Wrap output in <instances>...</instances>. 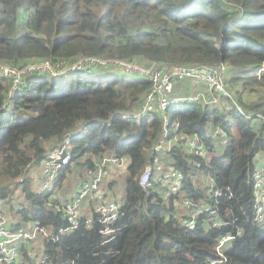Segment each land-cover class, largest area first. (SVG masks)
Listing matches in <instances>:
<instances>
[{
  "label": "trees",
  "instance_id": "16d2710c",
  "mask_svg": "<svg viewBox=\"0 0 264 264\" xmlns=\"http://www.w3.org/2000/svg\"><path fill=\"white\" fill-rule=\"evenodd\" d=\"M49 56L70 62L85 56L134 60L144 66L223 63L236 103L249 113L264 111V75L256 76L264 61V0H0V61L21 66ZM89 69L108 76L96 80L85 75ZM115 70L81 68L59 84H48L49 74L25 76L12 93L8 78L0 75V202L10 210L0 209L10 212L12 226L39 221L54 234L66 226L50 204L51 192L39 193L26 168L41 164L53 146L71 136V160L60 168L54 190L73 161L86 170L102 156L125 158L126 168L119 173L123 186L115 190L113 179L106 189V196L123 194L114 224L120 232L107 240L90 209V225L82 216L76 228L57 240L32 242L50 255V264H264V224L254 220L251 180L253 158L264 154V126L252 127L235 105L209 108L186 101L171 106V120L177 119L183 132H197L208 149L199 169L178 147L167 157L183 171L182 192L209 205L189 229L187 210L176 205L180 192L166 194L167 184L155 181L144 189L138 181L161 120L154 113H125L150 83L122 71L115 76ZM80 122L82 130L71 135ZM216 127L227 133L218 152L211 142ZM206 175L231 196L213 197L201 186ZM17 190L23 199L13 209ZM214 220L221 222L214 225ZM229 233L234 238L218 255V239ZM29 247L21 246V262L2 264L33 262Z\"/></svg>",
  "mask_w": 264,
  "mask_h": 264
},
{
  "label": "built area",
  "instance_id": "2783aa9c",
  "mask_svg": "<svg viewBox=\"0 0 264 264\" xmlns=\"http://www.w3.org/2000/svg\"><path fill=\"white\" fill-rule=\"evenodd\" d=\"M201 66L210 67L213 70V74L201 72ZM87 67L121 69L125 74L142 77L149 81L150 85L139 100L138 110L134 112L133 116L137 117L144 113L157 114L161 120V128L156 141L151 147L149 157L138 176V181L144 189L152 181H155L167 184L166 194L180 192L176 205L178 208L187 210L189 217L185 221V224L191 229L195 224L197 215L203 211H208L209 205L205 203L200 205L193 198L182 192L183 171L179 167L173 166L166 159V156H169V152L173 147H178L186 156H189L187 161L189 163L192 162L199 169L201 167V160L207 158L208 149L197 132L187 133L180 130L178 120H171V113L168 115V109L175 103L186 101L218 106L222 109H229L231 105H235L246 117L258 118L263 126L264 111L257 110L249 113L236 103L232 92L225 83L226 66L223 63L212 66L207 64L183 65L152 62L148 66H144L134 60L127 61L85 56L70 62L68 59H55L49 56L28 61L21 66L0 61V75L8 78V92L12 93L24 82L25 76L29 77L40 74L62 76L74 70ZM263 75L264 61L261 62L256 70L258 78H261ZM186 77L197 78L204 84L205 89H198L187 95L175 96L173 94L175 83L178 79ZM131 115V111L125 113V116ZM213 133L223 136V140L226 139L227 133L221 127H216ZM70 139L71 136L67 137L64 142L53 146L45 154L41 161V173L38 181H36V189L39 193L51 192L52 202L50 204L56 211L62 214L63 218L67 221L66 226L59 228L55 234L39 221H34L26 227H14L11 224L10 212L0 209V264L21 262V246L25 245L29 247V243H37V240L40 238L57 240L59 235L76 228L82 216H85L83 223L90 225L93 221L92 214L83 215L79 212L80 205L85 197L89 199L91 210L97 214L96 219L102 225L100 232L108 236L107 240L120 232V228L114 224L119 218L122 201L119 199H106L100 187L103 179L110 174L106 167L111 166L115 170H122L125 166H123L125 158L113 155L102 156L99 162L94 164L93 168L88 167L86 169V178L80 183L75 196L63 200L56 199L54 196V186L59 170L71 160V152L68 146ZM31 167L32 165H27V174ZM25 174L20 175L18 179L22 180ZM206 176L208 177L207 181H205L206 188L208 192H212L213 197L221 195L231 196L227 192L228 188H215L213 178L209 175ZM251 180L253 181L254 193L252 204L254 220L258 224H264V167L254 169L251 174ZM220 222V220H214L213 224L219 225ZM233 238L234 234L231 233L220 236L216 245L218 255L222 254V246ZM29 248L28 255L30 258H33V262L29 261L28 264H50V255L44 252L40 245ZM218 261L212 260L211 264H215Z\"/></svg>",
  "mask_w": 264,
  "mask_h": 264
},
{
  "label": "rangeland",
  "instance_id": "374dc122",
  "mask_svg": "<svg viewBox=\"0 0 264 264\" xmlns=\"http://www.w3.org/2000/svg\"><path fill=\"white\" fill-rule=\"evenodd\" d=\"M108 71H113V70H108ZM85 75L87 76H94V78L96 80H99V79H104V78H107L108 75H102L101 72H97V69H89V70H86L84 71ZM122 74L121 70H115L113 72V75L115 76H120ZM68 75H65L63 77H60V76H50V75H47L46 77V80H47V83L50 84L53 82V80H55L56 84H59L61 82L62 79H66ZM133 76V75H132ZM184 79V78H182ZM182 79H178L177 82L175 83V88L179 89V92L178 94H181V95H186L188 94V88L185 84H190L191 86L193 87H197V86H203L204 84L198 80L197 78L195 77H186L183 81H181ZM181 81V82H180ZM179 82V83H178ZM209 108H213L214 106L212 105H208ZM171 113V108L168 109V115H170ZM250 125L254 128H257V127H261V123L259 121L258 118L256 117H251L250 118ZM83 128V124L80 122L78 123V125L72 129L71 131V135H77ZM214 132V131H213ZM224 137L219 135V134H215V133H212V137H211V142L214 144L215 148H216V152H218L222 146V142H224L225 140H223ZM50 140H48V142H50ZM70 144L68 143V146ZM205 145V143H204ZM254 162H255V168L256 169H261L264 167V154L263 153H258L254 158H253ZM0 168H1V164H0ZM71 172L68 173L67 177L65 178V180L62 182L61 186L58 188V193L59 195L62 196V194L66 191V190H71L72 192V196H75L80 184H78L77 188H74V184H75V180H74V177H73V173L75 171H81V172H85L84 176H86V170L83 166H81L80 163H78L77 161H73L71 163ZM120 172H117L115 173L114 177L112 179H109L111 176V174H109L107 177H105L103 179L102 182H104V186L102 185V182H101V185L104 189H109L108 188V183L109 181L111 180H115V183H114V189L115 190H119L121 186H123V176L121 174H119ZM208 177L207 176H204V181H202L201 183V186L202 187H205L206 188V183L205 181H207ZM118 182V183H117ZM81 183V182H80ZM122 191L118 192L116 195H112V194H108V198L109 199H121L122 198ZM21 199H23V195L22 193L20 192V190H17L16 192V195L14 196L13 200H12V207L13 209H17ZM89 201L88 197H85L82 201V203H87ZM0 205L8 210H10V207H6L3 205V202H0ZM21 207V206H20ZM28 246H31V247H34V244L31 242L29 243Z\"/></svg>",
  "mask_w": 264,
  "mask_h": 264
},
{
  "label": "crops",
  "instance_id": "0c3cea01",
  "mask_svg": "<svg viewBox=\"0 0 264 264\" xmlns=\"http://www.w3.org/2000/svg\"><path fill=\"white\" fill-rule=\"evenodd\" d=\"M117 70V69H116ZM185 79V78H184ZM184 79H182L181 81H183ZM180 81V82H181ZM179 83V82H178ZM186 86H187V88H188V94L189 93H192V92H194V91H196V90H198V89H205V86L203 85V86H197V87H193V86H191L190 84H185ZM178 92H179V89H177V88H175V86H174V88H173V94L175 95V96H182L181 94H178ZM187 95V94H186ZM137 110H138V104L137 105H135L133 108H132V110H131V113H134V112H137ZM166 156V155H165ZM165 156H163V157H165ZM98 159V158H97ZM96 159V160H97ZM166 159H167V156H166ZM98 162H99V160H97ZM125 165V166H124ZM123 166H124V168L121 170V169H113L111 166H107L106 168H107V170L110 172V174H111V178H113L114 177V175H115V173H117V172H121V171H124L125 170V168H126V160H124V164H123ZM40 173H41V164L39 163V164H34V165H32V167L29 169V171H28V176H29V178H30V180H31V182L35 185V186H37V182L36 181H38V178H39V176H40ZM84 174H85V172H81V171H75L74 173H73V177H74V180H75V184H74V188H77V186H78V184H80V182H81V180H82V178H83V176H84ZM111 178H109V179H111ZM104 184V182H102V185ZM102 185H101V187H100V190H101V192L103 193V196L106 198V199H109L107 196H106V189H104L103 187H102ZM104 186V185H103ZM71 190L72 189H70V191L69 190H66L63 194H62V196L61 195H59V193H58V190L56 189L55 190V194H54V196L56 197V199H59V200H63V199H69V198H71V196H72V192H71ZM104 193H105V195H104ZM90 209H91V204H90V202L88 201L87 203H81V205H80V209H79V212L81 213V214H83V215H91V211H90ZM185 214H187V212L185 213Z\"/></svg>",
  "mask_w": 264,
  "mask_h": 264
},
{
  "label": "water",
  "instance_id": "95a60500",
  "mask_svg": "<svg viewBox=\"0 0 264 264\" xmlns=\"http://www.w3.org/2000/svg\"><path fill=\"white\" fill-rule=\"evenodd\" d=\"M201 72L203 73H210V74H213V70L210 68V67H207V66H201Z\"/></svg>",
  "mask_w": 264,
  "mask_h": 264
}]
</instances>
